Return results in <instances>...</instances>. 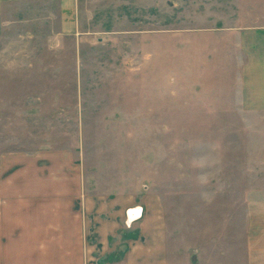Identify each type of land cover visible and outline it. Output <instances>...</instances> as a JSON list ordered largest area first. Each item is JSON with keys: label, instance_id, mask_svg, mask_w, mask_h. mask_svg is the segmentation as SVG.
<instances>
[{"label": "rangeland", "instance_id": "rangeland-1", "mask_svg": "<svg viewBox=\"0 0 264 264\" xmlns=\"http://www.w3.org/2000/svg\"><path fill=\"white\" fill-rule=\"evenodd\" d=\"M73 11L2 10L0 209L52 199L78 221L90 195L150 194L169 264H245L264 234V0Z\"/></svg>", "mask_w": 264, "mask_h": 264}, {"label": "crops", "instance_id": "crops-1", "mask_svg": "<svg viewBox=\"0 0 264 264\" xmlns=\"http://www.w3.org/2000/svg\"><path fill=\"white\" fill-rule=\"evenodd\" d=\"M18 1L0 0V21L4 5ZM59 1L63 18L73 19L74 0ZM80 211L74 221L71 205L59 210L36 197L0 209V264H169L166 221L153 195L93 194ZM255 245L245 264H264V234Z\"/></svg>", "mask_w": 264, "mask_h": 264}]
</instances>
